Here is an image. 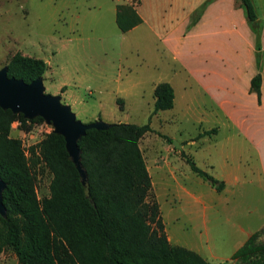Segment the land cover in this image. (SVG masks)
Returning <instances> with one entry per match:
<instances>
[{
    "label": "rangeland",
    "instance_id": "374dc122",
    "mask_svg": "<svg viewBox=\"0 0 264 264\" xmlns=\"http://www.w3.org/2000/svg\"><path fill=\"white\" fill-rule=\"evenodd\" d=\"M197 1L0 0V69L14 54L43 58L47 64L44 91L59 94L61 103L69 104L75 117L84 122L144 123L153 109L154 83L173 79L174 109L152 113L151 130L139 142L151 174L150 197L159 203L172 243L190 247L212 261L245 264L233 257L241 238L236 222L249 219V215L256 225L263 219L259 182L255 179L252 184H241L234 193L233 185L216 190L191 169L183 152L215 176L230 170L248 173L241 161L249 159L250 152L236 147L243 142L236 137L228 139L225 127L216 137L199 133L202 125L215 127V120H206L204 114L200 118L199 98L193 93L187 92L191 94L187 102L181 98L187 78L160 35L173 8L181 11V6ZM128 2L135 5L143 21L122 30L115 20L116 7ZM52 128V123L41 120L23 129L15 120L10 130L11 136L21 139L29 156L38 198L49 195L51 173L38 152L33 164L30 146ZM173 139L180 146H175ZM261 229L258 241L264 245ZM15 257L10 248L2 252L7 262Z\"/></svg>",
    "mask_w": 264,
    "mask_h": 264
},
{
    "label": "trees",
    "instance_id": "16d2710c",
    "mask_svg": "<svg viewBox=\"0 0 264 264\" xmlns=\"http://www.w3.org/2000/svg\"><path fill=\"white\" fill-rule=\"evenodd\" d=\"M240 1L249 21L256 24L253 0ZM115 20L120 29L128 30L142 18L134 4L119 3ZM46 67L43 58L14 54L7 62V74L29 82L43 75ZM259 84L256 74L251 87L258 94ZM153 94L151 114L173 106L174 88L169 81L157 82ZM150 115L144 123L116 121L104 128H87L77 141L85 180L69 155L64 135L52 128L30 146L33 164L38 152L51 173L49 195L38 198L29 156L10 130L15 120L28 129L44 118H26L23 112L0 106V176L5 181L6 207V215L0 214V256L10 248L18 264H226L168 238L159 203L150 197L151 174L139 144L151 130ZM183 155L212 187H224L222 179ZM262 231L251 233L233 257L245 264H264V245L258 241Z\"/></svg>",
    "mask_w": 264,
    "mask_h": 264
},
{
    "label": "crops",
    "instance_id": "0c3cea01",
    "mask_svg": "<svg viewBox=\"0 0 264 264\" xmlns=\"http://www.w3.org/2000/svg\"><path fill=\"white\" fill-rule=\"evenodd\" d=\"M253 3L256 24L249 21L240 0H198L188 7L181 6V11L173 8L166 23L163 21L160 35L163 46L179 60V69L187 78L181 98L187 102L191 95L187 92L193 93L199 98L201 115L215 120V127L202 125L199 133L210 138L209 133L201 132L215 128L210 134L216 137L225 127L227 138L236 137L243 142L236 147H246L250 152V158L241 161L249 168L248 173L230 170L214 176L224 181L223 189L233 185V193L241 184H252L256 179L264 197V0ZM256 74L260 75L259 94L251 87ZM172 80L167 81L174 88V109L176 89ZM255 223L251 215L236 222L241 238L235 249L251 233L264 228V216L259 224ZM0 260L1 264H18L17 257L7 262L1 254Z\"/></svg>",
    "mask_w": 264,
    "mask_h": 264
},
{
    "label": "water",
    "instance_id": "95a60500",
    "mask_svg": "<svg viewBox=\"0 0 264 264\" xmlns=\"http://www.w3.org/2000/svg\"><path fill=\"white\" fill-rule=\"evenodd\" d=\"M61 96L57 93L44 91L43 75L31 81L23 78L9 76L7 65L0 69V106L11 108L13 112H23L26 118L41 115L44 120L52 123L54 131L64 135L69 155L75 163L83 180L86 178V170L81 163L79 137L86 132L87 128H104L112 122L102 119H95L84 122L75 117V113L67 103H61ZM175 146H180L177 140L173 139ZM5 181L0 176V214L6 215V207L3 202V189Z\"/></svg>",
    "mask_w": 264,
    "mask_h": 264
},
{
    "label": "built area",
    "instance_id": "2783aa9c",
    "mask_svg": "<svg viewBox=\"0 0 264 264\" xmlns=\"http://www.w3.org/2000/svg\"><path fill=\"white\" fill-rule=\"evenodd\" d=\"M14 122V121H13Z\"/></svg>",
    "mask_w": 264,
    "mask_h": 264
}]
</instances>
